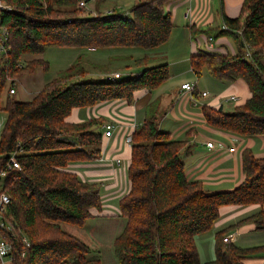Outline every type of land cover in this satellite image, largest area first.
Masks as SVG:
<instances>
[{"label": "trees", "instance_id": "obj_1", "mask_svg": "<svg viewBox=\"0 0 264 264\" xmlns=\"http://www.w3.org/2000/svg\"><path fill=\"white\" fill-rule=\"evenodd\" d=\"M9 1L15 9L0 15L9 29L10 47L0 55V97L7 78L14 82L38 68L48 69V62L38 57L48 47L151 50L166 42L174 26L165 9L170 0H139L126 14L85 17L78 16L83 11L76 6L78 0ZM222 23L226 29L219 26L204 32L213 38H232L236 53L201 51L190 57V67L195 75L205 68L220 80L242 78L250 97L231 112L203 105V117L209 125L240 136L264 134V0H243L237 17L222 11ZM191 35H195L192 28ZM82 54L30 100L6 94L0 106L5 113L0 170L6 171L0 192L10 197L4 219L14 226L13 234L8 235L11 264H101L94 250L61 224L81 227L93 217L91 209L101 211L100 184L80 179L66 166L98 158L99 127L104 119H65L72 109L98 102L123 99L130 103L136 91L156 88L169 77L166 62L152 64L153 57L144 54L133 59L140 68L124 78H112L109 73L86 78L80 65ZM29 55L34 57L20 65L19 60ZM156 109L153 101L131 134L130 186L118 201L119 216L125 221L113 240L119 264H244L247 258L263 256L264 245L241 247L224 241L225 229L214 237V258L201 261L194 237L212 227L224 205L264 204V157L257 158L244 148L243 181L231 190L207 193L200 181L185 175L183 158L190 153V145L159 128ZM10 153L19 168H7ZM244 222L264 229V210L239 221Z\"/></svg>", "mask_w": 264, "mask_h": 264}, {"label": "crops", "instance_id": "obj_2", "mask_svg": "<svg viewBox=\"0 0 264 264\" xmlns=\"http://www.w3.org/2000/svg\"><path fill=\"white\" fill-rule=\"evenodd\" d=\"M242 1L170 0L165 5V9L170 12L174 26L166 42L170 40L174 32L184 40L180 43V46L173 44L174 52H168L173 53L174 57H170L171 59L167 61H163L167 55L159 56L161 53L167 52V50L162 49L164 43L151 50L143 49V55L150 54L155 60L152 64L167 63L169 79L151 90L136 91L133 101L130 103L123 99L98 102L91 107L74 108L70 115L66 117L65 120L68 122H82L95 117L104 119L99 127L102 134V143L98 158L88 161H73L66 166V170L74 172L80 179L100 184L102 208L101 211L91 209L93 217L90 218L119 216L118 201L128 192L130 186L127 178V167L130 163L131 143L125 141V136L132 134L139 127L145 118L147 106L153 101L157 103L156 112L159 128L169 132L172 139L185 140L190 145V153L183 158L187 179L200 181L207 193L231 190L243 181L241 153L244 148H249L257 158L264 157V134L240 136L209 125L203 117V105L231 112L234 107L245 103L250 97V91L247 83L242 78L225 81L213 77L207 71L209 76L201 81L200 77L203 69L201 68L199 71L200 77L196 76L195 78L194 76L192 79L181 81L180 84L177 81L168 84L169 80L178 74L171 72L170 66L180 61H189V69L194 74L190 67V57L196 53L201 51L236 53L237 46L232 38L220 36L209 42L204 30L221 26L222 11L228 17L240 16ZM186 13H188L187 16H185ZM191 28L195 32L194 36L191 35ZM182 43L183 45H181ZM97 49L85 48L86 51L90 52ZM82 52L79 50L75 58ZM128 55L131 54H126V56ZM132 58L139 57L132 56ZM126 66L128 65L126 64ZM127 69L129 71V67ZM138 69L139 67H137ZM88 70L90 69L85 70L86 78L103 77L109 72L95 69ZM192 81L197 82L193 94L181 89L180 85L182 83ZM202 91H206L207 94L202 96L200 94ZM230 96H234L235 99H230ZM83 108H91L92 110H86V112L80 114V109ZM107 123L113 125L110 136L104 135V124ZM207 141L212 142L211 148L206 146ZM232 146H235V150L230 152L228 148ZM117 160L119 161L117 162ZM260 209L264 210V204L251 203L220 207L219 217L212 227L194 237L198 256L200 254L198 240L201 244H205V241L208 240L210 247L214 246L216 233L225 229L223 236L231 234V242L238 246L264 245V229H256L252 222L239 223L240 220ZM64 224L66 223H62L61 227L67 231ZM210 247L207 244V251L210 254L208 259H205L206 261L212 258ZM244 264H264V255L247 258L244 260Z\"/></svg>", "mask_w": 264, "mask_h": 264}, {"label": "rangeland", "instance_id": "obj_3", "mask_svg": "<svg viewBox=\"0 0 264 264\" xmlns=\"http://www.w3.org/2000/svg\"><path fill=\"white\" fill-rule=\"evenodd\" d=\"M138 1L139 0H102L101 2V0H95L94 2L89 3L87 8H82L83 11H80L78 13V16L85 17L100 13L104 14L107 10L113 11L115 13H127L129 12L130 7ZM183 40L184 39L179 34H176L174 32L170 40L162 45V49L167 50V52L161 53L159 56H167L164 57V60L161 58V61H167L171 59L170 57H174L173 53L170 54L168 51L174 52L173 44L180 46V43ZM181 45H183V43ZM170 48L171 50H169ZM79 50L83 51V58L80 65H82L85 70H104L105 72L109 71L108 73L116 70L117 72H120V78H124L134 73L137 70V67H139L134 64L133 58H129L130 55L126 56V54H131V57L143 56V48L141 47L112 46L106 48H98L97 50L90 52L86 51L85 49L76 47L51 46L38 56L48 62V69L46 71H43L42 69L38 68L31 73H26L22 78L15 80L14 86L16 88V91L11 96L16 100H30L44 84L54 79L60 71L65 70L66 68H68V66L74 63V61L76 60L75 55ZM33 57L34 56L32 55L23 56L19 60L20 65H25V62ZM126 64L128 66H126ZM127 67H129V71ZM170 71L178 74L176 76H173L174 78H171L168 84H173L176 81L178 82V84H180L181 81L192 79L194 78V76L195 78L196 76L200 77V74L194 75L190 71L189 61H180L175 65H171ZM207 76H209L207 70L203 68L200 77L201 81L205 80ZM5 96L6 88L0 97V106L4 104ZM80 110L81 114L86 112V110L91 111L92 109L83 108ZM0 117L3 118L4 122L5 113L0 111ZM87 220L88 221L86 225L83 227L75 226L72 224H64V227L67 231H69V233L87 243L89 247L94 250V255L98 256L101 264H119L114 255L113 240L120 233L124 225V218L120 216H100L89 218ZM197 243L200 250L199 258L202 261L208 259V255L210 254V252L207 251V244L210 247V242L206 240L205 244H201L198 240ZM210 251L211 257L214 258V246L210 247ZM4 261L5 264H8L7 260Z\"/></svg>", "mask_w": 264, "mask_h": 264}, {"label": "built area", "instance_id": "obj_4", "mask_svg": "<svg viewBox=\"0 0 264 264\" xmlns=\"http://www.w3.org/2000/svg\"><path fill=\"white\" fill-rule=\"evenodd\" d=\"M95 0H78L76 6L78 8H87L88 4L91 2H94ZM15 9V5L10 2L9 0H0V15L3 12H7V11H12ZM106 13H113V11H109L107 10ZM128 13V12H127ZM126 14V13H125ZM188 13L185 14V16H187ZM95 16V14L93 15ZM220 28L222 29H226L227 26L222 23ZM213 37L212 36H208L207 37V41L211 42L213 41ZM9 29L7 27L6 24H3L0 18V55L7 53L10 50L9 44ZM90 50H94V47H90ZM248 55V53H247ZM107 75V74H106ZM105 75V76H106ZM110 77L112 78H119L121 76L120 72H112L109 74ZM6 94L8 95H12L13 93H15L16 88L14 86V82H12V80L10 78H7L6 81ZM196 81H192V82H184L180 85L181 89L187 91L190 94H193L196 90ZM200 94L202 96H205L207 94L206 91H202L200 92ZM230 99H235L234 96H230ZM2 124H3V118L0 117V130L2 128ZM113 129V125L110 123L104 124V135L105 136H110L111 132ZM125 141L127 143H131V134H127L125 136ZM206 146L208 148L212 147V142L211 141H207L206 142ZM228 150L230 152L235 150V146L229 147ZM119 160H117L118 162ZM19 168V163L16 160V157L14 155V153H10L8 155V162H7V168ZM6 171L4 169L0 170V182H2V179L5 176ZM10 202V197L4 193V192H0V264H5L4 260L8 261V264L12 263V243L10 238L8 237V235L13 234V230H14V226L12 223L8 222L7 220L4 219V215L7 212V205ZM22 241L24 242V244L28 245L29 242L27 240V238L25 236L21 237ZM232 239V235L228 234L225 235L223 237L224 241H231Z\"/></svg>", "mask_w": 264, "mask_h": 264}]
</instances>
